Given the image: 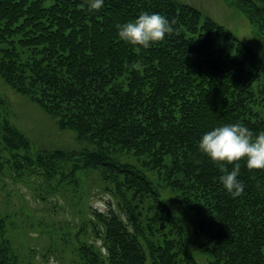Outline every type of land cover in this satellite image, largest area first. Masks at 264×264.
<instances>
[{
    "label": "trees",
    "instance_id": "obj_1",
    "mask_svg": "<svg viewBox=\"0 0 264 264\" xmlns=\"http://www.w3.org/2000/svg\"><path fill=\"white\" fill-rule=\"evenodd\" d=\"M49 1L0 0V78L87 139L82 167L100 171L128 218L113 207L96 211L90 222L107 253L83 245L81 263L199 264L163 187L201 215L195 235L210 264H264V171L241 161L245 191L233 198L219 166L199 149L218 126L239 123L254 138L264 132V99L255 91L262 56L179 0H104L99 11L85 0ZM242 7L264 35V0ZM145 12L174 21L175 31L147 49L120 40L116 25ZM0 143L29 147L1 105ZM5 234L0 217V264H13Z\"/></svg>",
    "mask_w": 264,
    "mask_h": 264
},
{
    "label": "rangeland",
    "instance_id": "obj_2",
    "mask_svg": "<svg viewBox=\"0 0 264 264\" xmlns=\"http://www.w3.org/2000/svg\"><path fill=\"white\" fill-rule=\"evenodd\" d=\"M179 1L230 29L264 59V35L244 12L246 0ZM217 41L221 43L224 38L218 36ZM255 91L264 99V73ZM0 105L2 115L29 141L28 148L17 149L0 143V217L6 219L4 240L11 248L13 264H82L83 245L93 246L106 256L100 227L94 230L90 219L96 211L105 212L110 207L126 222L128 218L121 213L112 186L100 171L82 167V153L91 147L87 139L75 130L62 128L59 116L45 112L1 78ZM260 108L264 113V106ZM124 159L136 162L135 158ZM149 175L157 185L162 184L163 179L155 172L149 171ZM161 190L163 200L182 218L191 252L199 264H210V252L195 235L201 215L184 207L169 188Z\"/></svg>",
    "mask_w": 264,
    "mask_h": 264
},
{
    "label": "clouds",
    "instance_id": "obj_3",
    "mask_svg": "<svg viewBox=\"0 0 264 264\" xmlns=\"http://www.w3.org/2000/svg\"><path fill=\"white\" fill-rule=\"evenodd\" d=\"M104 0H91L89 10L99 11ZM174 21L158 13H142L134 22L117 24L119 39L137 48L147 49L151 44L162 42L166 35L175 29ZM132 67L138 68L137 64ZM200 151L207 155L223 175L220 182L233 197H240L245 191L243 181L238 179L241 171V161L246 163L248 170L264 171V132L255 136L242 124H227L218 126L205 133L199 142ZM227 165H233L229 171Z\"/></svg>",
    "mask_w": 264,
    "mask_h": 264
}]
</instances>
